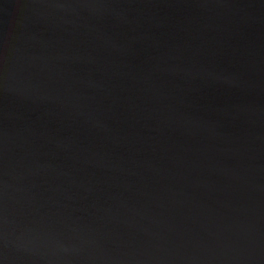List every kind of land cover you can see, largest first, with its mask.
<instances>
[{
	"label": "water",
	"instance_id": "1",
	"mask_svg": "<svg viewBox=\"0 0 264 264\" xmlns=\"http://www.w3.org/2000/svg\"><path fill=\"white\" fill-rule=\"evenodd\" d=\"M0 264H264V0H0Z\"/></svg>",
	"mask_w": 264,
	"mask_h": 264
}]
</instances>
